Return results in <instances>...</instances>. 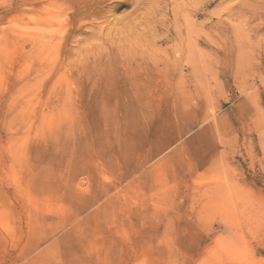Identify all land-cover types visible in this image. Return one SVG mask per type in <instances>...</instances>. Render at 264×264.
<instances>
[{
  "label": "rangeland",
  "instance_id": "374dc122",
  "mask_svg": "<svg viewBox=\"0 0 264 264\" xmlns=\"http://www.w3.org/2000/svg\"><path fill=\"white\" fill-rule=\"evenodd\" d=\"M0 264H264V0H0Z\"/></svg>",
  "mask_w": 264,
  "mask_h": 264
},
{
  "label": "bare ground",
  "instance_id": "6f19581e",
  "mask_svg": "<svg viewBox=\"0 0 264 264\" xmlns=\"http://www.w3.org/2000/svg\"><path fill=\"white\" fill-rule=\"evenodd\" d=\"M61 9V8H60ZM196 48V47H195ZM197 52V51H196ZM201 68V67H200Z\"/></svg>",
  "mask_w": 264,
  "mask_h": 264
}]
</instances>
